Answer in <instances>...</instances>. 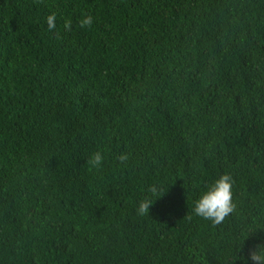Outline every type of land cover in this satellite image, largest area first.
<instances>
[{
	"label": "trees",
	"instance_id": "16d2710c",
	"mask_svg": "<svg viewBox=\"0 0 264 264\" xmlns=\"http://www.w3.org/2000/svg\"><path fill=\"white\" fill-rule=\"evenodd\" d=\"M225 174L213 224L193 208ZM255 245L264 0H0V264H253Z\"/></svg>",
	"mask_w": 264,
	"mask_h": 264
},
{
	"label": "clouds",
	"instance_id": "9594fccd",
	"mask_svg": "<svg viewBox=\"0 0 264 264\" xmlns=\"http://www.w3.org/2000/svg\"><path fill=\"white\" fill-rule=\"evenodd\" d=\"M56 15L55 13L47 17V24L49 29H54ZM71 20H65L64 29L66 31L71 29ZM93 17L85 15V18L80 21V27H91ZM103 155L100 152H95L89 159L88 163L94 168H98L103 162ZM120 163H125L128 160L126 154H121L117 157ZM232 178L225 174L219 177L208 190L205 191L200 198L195 202L193 211L195 215L211 221L213 224L221 223L234 210L232 203ZM149 191L155 194L157 189L150 187ZM153 206V201L150 199L141 200L137 213L141 216L147 215ZM248 259L253 264H264V245H255L253 249L248 252Z\"/></svg>",
	"mask_w": 264,
	"mask_h": 264
}]
</instances>
